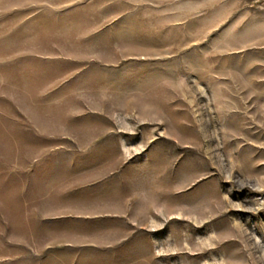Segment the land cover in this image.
<instances>
[{
    "label": "rangeland",
    "instance_id": "obj_1",
    "mask_svg": "<svg viewBox=\"0 0 264 264\" xmlns=\"http://www.w3.org/2000/svg\"><path fill=\"white\" fill-rule=\"evenodd\" d=\"M0 264H264V0H0Z\"/></svg>",
    "mask_w": 264,
    "mask_h": 264
},
{
    "label": "crops",
    "instance_id": "obj_2",
    "mask_svg": "<svg viewBox=\"0 0 264 264\" xmlns=\"http://www.w3.org/2000/svg\"><path fill=\"white\" fill-rule=\"evenodd\" d=\"M66 217H67L66 214H63L60 216H55V215L48 216L49 219H56V218L60 219V218H66Z\"/></svg>",
    "mask_w": 264,
    "mask_h": 264
}]
</instances>
